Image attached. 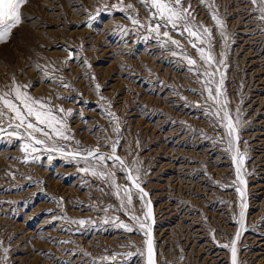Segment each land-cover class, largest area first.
Returning a JSON list of instances; mask_svg holds the SVG:
<instances>
[{"label":"rangeland","instance_id":"rangeland-1","mask_svg":"<svg viewBox=\"0 0 264 264\" xmlns=\"http://www.w3.org/2000/svg\"><path fill=\"white\" fill-rule=\"evenodd\" d=\"M182 3L191 5L196 24L211 29L220 63L202 61L193 44L207 48V42L182 35L179 24L162 27L159 36L149 32V24L163 23L153 20L151 0H28L22 7V23L0 43V92L27 85L21 90L66 119L71 138L48 143L60 151L36 145L37 152L25 153L28 141L10 136L9 116L0 118V264H146L138 254L146 250L143 233L116 225L135 228L131 215L142 218L148 200L156 264H232L237 232V264H264L262 5ZM164 32L181 46L164 43ZM208 88L227 100L238 128L243 228L234 149L225 121L213 115L219 105ZM113 144L124 165L107 160L97 170L114 173L121 189L132 188L134 213L121 208L110 179L82 171L96 163L83 159L87 149L111 155ZM125 169L139 177L145 201Z\"/></svg>","mask_w":264,"mask_h":264},{"label":"snow or ice","instance_id":"snow-or-ice-1","mask_svg":"<svg viewBox=\"0 0 264 264\" xmlns=\"http://www.w3.org/2000/svg\"><path fill=\"white\" fill-rule=\"evenodd\" d=\"M143 3L148 4L149 0H142ZM253 3H256L257 0H252ZM28 3V0H0V43L5 42L8 40L13 30L22 23L23 14H22V7ZM262 5L261 8V19H264V0H260ZM129 8H132V5H128ZM151 7L154 9L152 12L153 20H159L163 23L157 22L155 27H152L149 24L148 30L149 32L155 33L157 36L160 35V29L162 27L171 26L173 29H176L178 24L181 25L183 31L181 34L183 35L184 32L190 38H196L201 41L207 42V48L193 44V47H197L200 57L202 61L207 63L209 66H212L216 63H220V61H216L215 57L212 53V33L211 29L196 24L194 22V17L191 16L189 9L183 6L182 0H151ZM216 20V23L223 28V21H221L218 17H213ZM134 24H140L138 19L133 20ZM164 37L168 39L164 41V43H171L180 47V41L174 40L171 38L168 32L163 33ZM188 63L191 65L196 64V60L192 59L191 57H186ZM37 67H40L37 65ZM205 76L212 77L215 75V72H204ZM207 81L205 84L207 85ZM224 84L223 73H221V78L219 80V85L216 89V92L219 94L221 92V88ZM67 86V85H65ZM27 85H14L9 92H0V118L5 115L9 116V124L8 127L12 128L13 131L9 133V135H16V136H23V138L28 141L23 145V151L25 153H35L38 151L36 145L44 146L45 151H60L58 148H48V143L55 144V137H60L63 139H70L71 137L68 135V125L66 119L63 117L58 118L54 114V110L47 105L46 102L43 101L42 98H34L29 95L26 91H22L21 89H26ZM99 88V85H96ZM14 93V95H13ZM209 98L214 100L216 104L219 105L218 110L213 113V115L220 117L222 121H225L224 128L227 131L228 136V145L229 149H234V156L233 159L236 160V176L237 181L241 187L237 188V191L240 193L241 196V203H240V226L241 228L244 227V209L246 207L245 203L243 202L244 198V185L246 181L242 175V165L244 154L239 152L238 148H235V141L239 139L238 137V128L236 123L233 122V119L229 112L227 111V100L226 99H219L217 95H213V90L208 88ZM62 113H70L71 110H65L63 107L59 109ZM221 112L223 115L221 116ZM112 115V113H109ZM22 130V132L20 131ZM118 130V129H117ZM4 131L3 128H0V132ZM78 143V142H77ZM87 155L83 157L85 162H88V158L91 157L93 160L96 161L95 164L89 165L82 169L84 172L91 171L93 176H98L101 179H110L112 184L116 188V195L120 198L121 201V208L126 212H133L130 206L133 202L132 197V188L131 187H124L121 189V186L115 183V175L111 171L103 170L98 171L97 169L103 165L104 162L107 160H112L119 162L121 166L124 165V161L117 156L116 153V145H112V153L111 155H107L101 153L99 148L96 149H87ZM63 154V153H62ZM74 158L75 156L79 155V153H72L70 154ZM51 159V157H49ZM32 159H39L38 156H32ZM129 172L128 179L132 182L135 189L138 190L140 193L139 199L141 201H145L148 193L144 191L141 187V184L138 182L139 177H134L131 175L130 169H125ZM121 192L123 195H121ZM144 208L146 209L143 212V217L132 214L131 220L134 222L135 228L133 224H127L120 222L116 226L122 228L128 232H132L134 230L143 233L144 237H146L145 245L146 250L140 251L138 254L142 256H146V264H156L154 255V238L152 232V223L153 220V210L151 207V201L148 200L144 204ZM78 223L84 224V220H79ZM240 233H236V238L231 242V253H232V264H237V249H236V241L239 240ZM223 247H229L228 244L223 245ZM7 252V249H5ZM126 255H135L134 253H127ZM6 259V257H5ZM108 259V258H104ZM112 259H115L114 257Z\"/></svg>","mask_w":264,"mask_h":264}]
</instances>
